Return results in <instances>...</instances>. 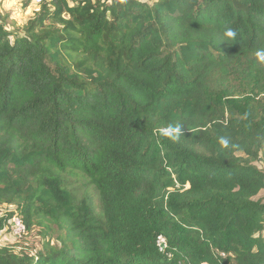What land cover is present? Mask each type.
<instances>
[{"label": "trees", "instance_id": "1", "mask_svg": "<svg viewBox=\"0 0 264 264\" xmlns=\"http://www.w3.org/2000/svg\"><path fill=\"white\" fill-rule=\"evenodd\" d=\"M39 7L23 33L0 23V206L58 244L0 264H264V0Z\"/></svg>", "mask_w": 264, "mask_h": 264}, {"label": "rangeland", "instance_id": "2", "mask_svg": "<svg viewBox=\"0 0 264 264\" xmlns=\"http://www.w3.org/2000/svg\"><path fill=\"white\" fill-rule=\"evenodd\" d=\"M39 5H35L31 0H0V23L5 25L7 31L16 33H23L24 26L30 18L39 10ZM14 39V36L11 37ZM264 169L263 164H259ZM66 177L65 186L74 195L77 204H92L98 217H103L102 204L100 196L96 188L89 182V180L81 174L69 173ZM257 200L264 202V190L256 197ZM9 213H15L16 207L9 205L0 206V218L6 217ZM12 220L6 223L4 228L0 231V247H10L16 252L30 253L31 255H38L44 250V247L50 241V245L58 244L56 239L58 235V228L53 227L52 234H45V229L35 227L26 234H20L15 227L10 224ZM264 235V232H263Z\"/></svg>", "mask_w": 264, "mask_h": 264}, {"label": "clouds", "instance_id": "3", "mask_svg": "<svg viewBox=\"0 0 264 264\" xmlns=\"http://www.w3.org/2000/svg\"><path fill=\"white\" fill-rule=\"evenodd\" d=\"M127 0H121V3H126ZM238 33L231 27H225L222 33V40L230 43L237 42ZM256 59L259 63L264 64V49H259L255 53ZM159 115V114H157ZM160 134L167 139L172 140L173 142H179L181 137L185 135L184 125L177 122L175 124H169L166 128L160 129ZM221 146L228 150L231 148H235L236 145H231L228 137H222L220 139Z\"/></svg>", "mask_w": 264, "mask_h": 264}, {"label": "built area", "instance_id": "4", "mask_svg": "<svg viewBox=\"0 0 264 264\" xmlns=\"http://www.w3.org/2000/svg\"><path fill=\"white\" fill-rule=\"evenodd\" d=\"M31 1L35 5H41L46 0H31ZM11 220L12 222L10 221L11 222L10 224L12 225V227H15L20 234H26L27 228L24 224L23 219L20 216L14 215L11 218ZM160 242H161V245L165 244V240L162 237H160Z\"/></svg>", "mask_w": 264, "mask_h": 264}, {"label": "water", "instance_id": "5", "mask_svg": "<svg viewBox=\"0 0 264 264\" xmlns=\"http://www.w3.org/2000/svg\"><path fill=\"white\" fill-rule=\"evenodd\" d=\"M165 246H166L165 244H162V245H161V248H162V249H164V248H165Z\"/></svg>", "mask_w": 264, "mask_h": 264}]
</instances>
